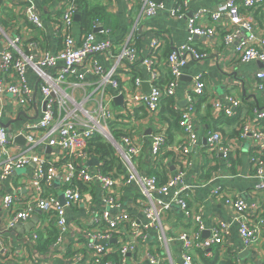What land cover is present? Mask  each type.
I'll return each mask as SVG.
<instances>
[{
  "label": "crops",
  "instance_id": "1",
  "mask_svg": "<svg viewBox=\"0 0 264 264\" xmlns=\"http://www.w3.org/2000/svg\"><path fill=\"white\" fill-rule=\"evenodd\" d=\"M154 1L163 3L165 10L155 17L146 18L141 12L139 0H86L89 5L103 9V21L100 24L104 34L92 29L88 33H96L99 40L106 39L115 44L114 54H118L121 46L126 44L136 50V62L128 68L119 69L115 76L118 88L108 86L93 98V107L107 108L113 116L108 130L110 139H102L114 149L118 163L112 166L110 172H103V163L89 152L90 145L87 153L90 160H98L95 167L87 165L90 160L81 166L67 154L53 149L49 152L47 150L49 160L56 167L59 176L66 175L67 165L72 164L76 168L87 167L90 171L101 169L103 174L114 180L115 185L109 195L119 204V212L127 215L139 226L138 232L141 234L136 241L135 253L129 254L123 263L116 249L121 245L120 239L128 242L129 233L122 225L117 235L120 239L115 237L108 246L109 250L105 255L108 261L116 264H151V256V259H155V264H182L181 243L178 238L182 234L191 235L196 232L198 224L195 218L200 217L205 224V231L200 233L201 240L208 238L212 227L221 223L228 225V233L224 235L221 246L194 251L193 264H226L231 258L234 259V264H264V229L254 246L244 250L238 235V225L234 222L235 214L224 203L227 198L242 199L248 205H255L256 213L264 217V189H258L260 185H264V173L263 179L258 178L250 162L253 156L259 154L250 139L240 137L244 124H250L264 132V120L257 121L255 116L256 112H264V91L257 89L258 82L254 80V74L264 69V63L238 62L232 55V47L224 44L223 38L229 32V23L224 20L215 24L210 18V14L222 0L190 2L183 10V18L170 16L169 12L175 0ZM29 8L41 16L42 29L34 28L28 21L26 12ZM200 11L203 13L199 16V24L214 28L216 35L213 38L194 37L190 44L184 18L194 17ZM58 13L56 4L44 3L43 0H0V53L5 38L14 36L21 38L25 48L33 42L39 44L41 51L35 53L34 57H38L44 50H59L62 45V29L58 26L61 19ZM241 15L250 21L258 36H264V16L259 10H241ZM78 16L79 20L76 19ZM80 22L81 15L78 12L73 17L70 29L72 37L77 41L88 34L81 28ZM245 35V32H241L236 42ZM153 40H159V46L152 55L150 45ZM186 44L197 52L206 54V57L201 60L187 58V65L181 69L175 96L170 98V102L163 103L166 98L162 99L159 110L155 113L143 108L129 111V94L134 91L148 93L153 85L163 86L169 79L166 64L168 56ZM149 58L154 63L151 70L143 64V61ZM96 62L91 60L84 68L85 79L78 86L73 84V80L62 84V90L76 102L84 95L90 94L99 81L93 73V66L97 64L107 70L114 60L108 54V57H97ZM151 71L158 75L156 82L151 80ZM49 73L53 71L50 70ZM196 75L202 76L206 87L204 95L195 98L196 109L193 116L197 142L190 145L188 137L179 128V123L173 115L165 111L162 120L161 114L164 108L166 110V106L177 112V115L180 114L187 105L186 90L192 85ZM136 79L140 81L138 88L135 86ZM28 82L33 90L34 110H38L42 99L37 88V75L31 69L28 72ZM119 97H122V104L116 103ZM228 98H233L240 105L237 108L232 107ZM214 104L231 108L232 115L228 116L222 110L216 109ZM2 109L11 114V118L3 120L9 132L13 133L27 122V119L21 117L23 113L17 107L14 108L11 100L5 102ZM115 132L120 133L118 140L113 137ZM158 132L164 134L166 144L155 157L152 154V140ZM213 134L220 135V147L227 151L225 157L207 145V139ZM123 138H129L136 145L137 153L133 157L132 165L138 177L158 178L164 185L178 172L183 173L182 186L189 187L184 195L189 217L183 215L177 204H172L169 211L161 215L160 224L147 228V201L141 196L138 182L129 179L126 165L118 154L117 146ZM18 146H22L21 143ZM183 146L188 147L186 155L180 154V148ZM33 171V167L24 169L20 175L17 173L0 188V259L5 264H92L93 254L87 250L84 239L74 242L76 236L84 237V231H68L64 245L66 252L61 255L49 251V247L56 240L55 235H52L48 241L47 215L37 211L30 220L9 227L10 214L1 206L2 197L19 191L24 200L29 195L27 187L30 185ZM58 186L57 184L52 192L46 190V193H56L61 198V188ZM214 190L217 191L216 195H213ZM172 192L173 190L169 196ZM104 209L106 208L101 188L95 184L84 189L82 202L66 211L68 224L84 222L91 217L92 212L101 213ZM114 212L112 210V213ZM248 219L251 221L252 216ZM34 230L40 231L38 244L29 239ZM244 252L248 254L241 256ZM77 257L81 259L76 261Z\"/></svg>",
  "mask_w": 264,
  "mask_h": 264
},
{
  "label": "built area",
  "instance_id": "2",
  "mask_svg": "<svg viewBox=\"0 0 264 264\" xmlns=\"http://www.w3.org/2000/svg\"><path fill=\"white\" fill-rule=\"evenodd\" d=\"M196 0H175L170 10L172 18H183V10L190 2ZM56 8L61 12L59 27L62 29L61 48L55 52L44 50L38 57L33 55L41 48L37 42L22 45L21 38L14 36L5 38L2 52L0 53V188L10 178H13L18 171L33 167L34 171L27 187L29 195L23 200L19 191L11 192L2 197L1 206L10 214L9 227L24 223L30 220L36 212L49 217V226L53 225L57 231L55 243L49 251L63 255L66 252L64 245L66 234L70 229L84 231V237L76 236L74 242L84 239L86 248L93 254L92 264H116L105 259L110 242L117 237L122 225L129 233L128 242H123L116 251L124 263L127 256L136 251V241L140 237L139 226L130 220L127 215L119 212V204L109 195V191L115 185L113 179L101 172V169L90 171L87 167L76 168L75 165H67V174L59 176L57 169L49 160L48 149L63 152L75 159L79 165L84 166L90 160L87 149L96 136L110 139L109 127L113 116L107 108L102 106L93 107V98L99 92L106 90L108 86L118 88L115 79L121 68H128L136 62V50L126 44L122 45L120 52L114 54L116 45L111 41L99 40L96 33L90 32L75 40L70 29L73 24V17L79 12L77 0H56ZM144 17L152 18L165 10L163 3L154 0H139ZM259 10L264 16V0H222L217 9L210 14L213 23L226 20L229 23V32L224 36V44L232 47V55L236 61L241 63L260 62L264 63V36H258L250 21L241 15V10ZM203 11L198 12L194 17L184 18L188 33V42L191 44L194 37L213 38L216 30L212 27H204L199 24V16ZM28 21L36 29H42L43 21L41 16L32 8L26 12ZM92 30L104 34L102 25L98 20L93 21ZM245 32L243 39L236 42V39ZM159 46V40H153L150 45L153 55ZM112 56L114 62L109 69L97 65L96 58L99 56ZM201 60L206 54L199 53L190 45H184L172 52L167 60L169 79L163 86L153 85L148 93L134 91L129 94L127 103L128 110L143 108L151 113L159 110L161 100L175 96L176 88L181 77V69L187 65V58ZM93 60L97 64L93 66V73L99 81L95 84L92 92L84 95L79 102L73 100L65 91L62 84L73 80L78 86L84 79V68ZM143 64L152 69L154 63L151 58L143 61ZM37 75L39 96L42 101L40 108L34 110L33 90L28 82L29 70ZM52 70L53 73H49ZM151 80L156 82L158 75L151 71ZM8 78L6 81L3 78ZM257 89L264 91V69L254 74ZM140 81L135 80L138 88ZM92 86V85H91ZM205 82L201 75H196L193 83L186 90V107L179 114V128L186 134L190 145L197 142L194 128V112L196 109V97H202L205 93ZM11 102L14 108L23 113L21 117L27 122L16 131L9 132L4 127L3 120L11 118L2 107L5 102ZM231 106L237 108L240 103L233 98H228ZM218 110L226 115H232L231 108H223L220 104H214ZM256 120H264V112L255 113ZM240 137L250 139L259 156L251 158V167L255 175L263 179L264 173V132L244 124L240 130ZM18 138H23L25 143L18 146ZM221 137L213 134L207 139V145L222 153L223 157L227 151L220 147ZM166 144V137L161 132L156 133L152 140V154L157 157L162 147ZM119 155L128 170L129 179L137 181L140 186L141 196L147 201L145 208L146 218L149 224L147 228L160 224L163 213L169 211L172 204H177L185 217H189V210L185 200V192L189 189L182 186L183 173L178 172L174 177L162 186H158L154 177H138L134 171L132 160L137 153L136 145L129 139L123 138L117 146ZM188 147L180 148V154L186 155ZM180 159V157H179ZM61 188L63 202L58 195H45L46 190L56 185ZM98 184L102 192V200L105 204L103 212H92L90 218L68 224L66 211L82 202L83 191ZM264 189V185L258 187ZM173 190L172 195H170ZM217 191H213L216 195ZM235 214L234 222L238 225V235L244 250H249L259 240L264 229V217L256 213L255 205H248L242 199L227 198L224 201ZM112 210L115 212L112 213ZM252 220L249 221V217ZM198 224L196 232L191 235L182 234L178 239L181 243L182 264H193L192 255L196 250H206L214 246L222 245L224 235L228 233V225L221 223L212 227L210 236L201 240L200 233L205 231V224L200 217L195 218ZM123 226V227H124ZM143 238V237H142ZM30 241L36 242L37 231L30 235ZM144 239V238H143ZM148 255V254H147ZM146 255V256H147ZM149 256V255H148ZM150 263L155 264V259ZM81 258L77 257L76 261ZM0 264H5L0 259Z\"/></svg>",
  "mask_w": 264,
  "mask_h": 264
},
{
  "label": "trees",
  "instance_id": "3",
  "mask_svg": "<svg viewBox=\"0 0 264 264\" xmlns=\"http://www.w3.org/2000/svg\"><path fill=\"white\" fill-rule=\"evenodd\" d=\"M43 1H44V3L45 2H51L53 4H56L57 3L56 0H43ZM77 4H78V7H79L78 10H79L80 15H81L80 25H81V28L83 29L84 32H87L88 33L91 30L93 21H95V20H98L99 22L103 21L102 20V16H103V9L102 8H100L98 6H95V5H93V6L92 5H89L86 2V0H77ZM58 14L61 15V12H59ZM170 100H171L170 98H166V100H164L163 103L168 104L170 102ZM165 111L168 112L170 115H173V118L175 119V121H177V123H179L178 122V118L180 116L177 115V112H173V110H170L167 106H166V110L164 108L163 109V113L161 114L162 115L161 116V119L162 120L164 119L163 114H165ZM113 137L116 140H118L119 137H120V133L119 132H115L113 134ZM89 152L91 153L92 156L98 157L99 160L103 163V172H105V173L110 172L112 170V166L114 164H117L118 163L117 162V159L115 157L114 149L109 144L104 143V141H103V139H102L101 136H96V137H94L92 139L91 144H90V147H89ZM157 180H158V178H156V181ZM160 181L159 180L157 181L158 186H162L161 183L163 181H161V183H160ZM52 189L53 188H50L47 191L52 192ZM48 194L49 193H45V195H48ZM50 194L57 195L56 193H50ZM48 227H49L48 230H47L48 231L47 233L49 235L48 241L51 240V236L52 235H55L54 238L56 240V238H57V231H56V229L54 228L53 225L48 226ZM39 232L37 231V235H38V239L36 241L37 244L40 243V236H39L40 234H38ZM226 264H234V259L233 258L229 259V262L226 263Z\"/></svg>",
  "mask_w": 264,
  "mask_h": 264
},
{
  "label": "water",
  "instance_id": "4",
  "mask_svg": "<svg viewBox=\"0 0 264 264\" xmlns=\"http://www.w3.org/2000/svg\"><path fill=\"white\" fill-rule=\"evenodd\" d=\"M77 20H79V16L76 18ZM98 31H101V29H99ZM116 103L117 104H122V97H119L118 99H116ZM6 128V126H4ZM17 143H21V145H24L25 141L23 138H18L16 140ZM50 151V149H48V152ZM88 166H91V167H95L98 165V160L96 159H91L88 163H87ZM60 200L63 202V196H61ZM32 225V224H31ZM248 254V252H244L243 254H241V256L245 255V254Z\"/></svg>",
  "mask_w": 264,
  "mask_h": 264
},
{
  "label": "rangeland",
  "instance_id": "5",
  "mask_svg": "<svg viewBox=\"0 0 264 264\" xmlns=\"http://www.w3.org/2000/svg\"><path fill=\"white\" fill-rule=\"evenodd\" d=\"M11 22H12V21H11ZM22 172H23V170H20V171H18L17 173H18V175H20ZM34 243H36V242H34Z\"/></svg>",
  "mask_w": 264,
  "mask_h": 264
}]
</instances>
